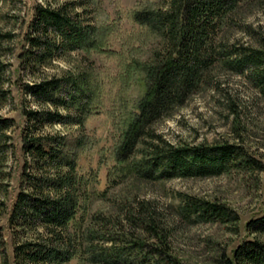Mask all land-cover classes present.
I'll list each match as a JSON object with an SVG mask.
<instances>
[{
  "label": "trees",
  "instance_id": "1",
  "mask_svg": "<svg viewBox=\"0 0 264 264\" xmlns=\"http://www.w3.org/2000/svg\"><path fill=\"white\" fill-rule=\"evenodd\" d=\"M43 1L35 7L26 37L29 47L21 55L27 66L33 70L66 52L103 50L106 30L84 18V9L78 11L88 0H65L56 5ZM239 1L169 0L165 9L134 12V20L160 36L165 45L153 62L130 61L124 67L126 80L140 73L144 91L135 109L117 119L119 134L113 156L134 177L148 182L208 178L232 169L259 168L240 143L175 145L156 128L202 87H219L213 76L217 68L245 79L264 97V38H255V46L228 43L219 35ZM89 84L79 74L25 85L26 93L41 108L23 111L28 125L22 150L32 163L24 165L25 188L18 193L9 217L13 264H69L75 257L88 264H183L169 253L166 236L151 215L129 219L155 238L158 245L148 247L101 228L83 229L77 220L84 193L76 149L84 139L79 136L70 141L64 135L39 132L55 123L82 127L85 117L96 110ZM12 122L0 118V137ZM180 214L188 221L229 223L238 230L237 213L218 202L186 196ZM245 231L251 238L234 247L230 255L221 253L217 264H264V212L248 220ZM0 264H9L1 230Z\"/></svg>",
  "mask_w": 264,
  "mask_h": 264
},
{
  "label": "rangeland",
  "instance_id": "2",
  "mask_svg": "<svg viewBox=\"0 0 264 264\" xmlns=\"http://www.w3.org/2000/svg\"><path fill=\"white\" fill-rule=\"evenodd\" d=\"M49 1L56 5L65 0ZM168 1L88 0L78 11L84 9V18L106 30L103 50L66 52L32 70L21 55L29 47L26 37L35 7L44 1L0 0V118L13 121L0 137V230L9 264H13L14 247L9 217L18 193L25 188L24 165L32 163L22 150V136L28 125L23 111L41 108L26 93L25 85L52 76L82 74L94 93L92 105L96 110L85 117L82 127L55 123L39 132L64 135L70 141L79 136L84 139L76 149L84 193L77 220L83 229L101 228L146 247L158 245L155 238L131 221L151 215L166 236L169 253L183 264H217L221 253L230 255L234 247L251 238L245 224L264 212V97L245 79L215 69L213 76L219 87H202L156 128L175 145L240 143L257 161L258 169L148 182L131 175L114 159L117 119L135 109L144 91L140 73L126 80L124 67L130 61L153 62L165 48L163 39L136 22L133 14L144 9H165ZM221 28L220 38L228 43L256 46L255 38H264V0L239 1ZM186 196L227 205L239 216L237 232L229 223H199L183 218L180 208ZM69 264L88 263L75 257Z\"/></svg>",
  "mask_w": 264,
  "mask_h": 264
}]
</instances>
